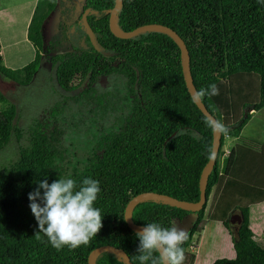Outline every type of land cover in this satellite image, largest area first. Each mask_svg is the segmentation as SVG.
<instances>
[{
	"label": "trees",
	"instance_id": "obj_1",
	"mask_svg": "<svg viewBox=\"0 0 264 264\" xmlns=\"http://www.w3.org/2000/svg\"><path fill=\"white\" fill-rule=\"evenodd\" d=\"M114 1L85 0L82 6L88 10L98 48L84 31L86 46L53 50V43L44 42L42 26L58 0H38L26 30L35 46L33 58L11 68L0 53V74L13 82L30 83L45 57L61 89L70 91L85 84L73 96L77 102L84 95L102 103L104 93L97 94L95 85L109 74L124 78L128 98V110L120 121L93 135L76 164L68 159L65 126L58 117L66 106L65 95L27 127L14 120L17 108L13 103L0 108V152L13 139L18 141L16 156L0 162V264H88L89 252L103 244L122 248L132 264H140L136 259L138 231L124 217L128 200L146 190L199 199L200 173L208 160L213 132L187 90L179 46L160 30L127 38L114 35L108 24ZM115 21L124 31L151 22L174 29L186 44L197 92L211 84L219 88V95L205 96L202 101L229 128L228 136L237 139L221 161L225 140L221 136L207 181V199L212 192L207 211V202L190 211L146 199L133 206L131 218L145 226L155 222L171 228L175 218L195 213L188 239L181 245L186 253L206 215L227 229L235 252L233 257H218L211 264H264V242L254 238L249 217L264 204V140L257 149L239 139L251 118L249 109L264 108V0H122ZM0 100H6L2 92ZM89 177L99 181L101 191L93 206L100 209L102 228L89 244L75 249L64 246L58 251L45 234L35 236L39 228L28 194L45 179L49 184L59 178L73 179L78 190ZM231 212L242 214L239 224L230 222ZM186 262L185 258L183 264ZM95 263L127 264L111 251L100 252Z\"/></svg>",
	"mask_w": 264,
	"mask_h": 264
},
{
	"label": "rangeland",
	"instance_id": "obj_2",
	"mask_svg": "<svg viewBox=\"0 0 264 264\" xmlns=\"http://www.w3.org/2000/svg\"><path fill=\"white\" fill-rule=\"evenodd\" d=\"M27 1L0 0V7H8L9 9L8 13L12 17L9 19H18L17 22L13 21L15 25L13 27L14 38H11L9 29L11 21L2 20L4 18L0 19V35L5 43L1 55L4 64L11 68L25 65L34 56L35 46L28 38H24V32L27 28L20 16L19 4L23 3L22 6L25 8L28 4ZM84 1L58 0L57 8L55 7L43 21L44 42L53 43V50L64 52L86 46L83 36L85 28L80 18ZM95 14L100 15V12H95ZM1 15L6 16L4 13ZM77 81L78 79H75L74 82ZM84 87L85 84L80 83L70 91L61 89L56 84L54 73L44 57L28 84L13 82L0 74V92L6 96V100H0V108L13 103L17 108V115L14 120L18 125L27 127L35 118L41 117L46 108H49L54 102L64 99L65 95L66 106L63 113L59 114L58 117L65 126L63 141L68 147V159L71 160V164H76L78 159L82 160L83 154L88 148V140L100 130L116 125V122H119L120 117L128 110V98L122 76L109 74L98 79L95 88L97 94L104 93L102 103H96L84 95L78 102L74 100L73 96L79 95ZM249 112L252 114L251 118L242 128L239 139L259 149L264 140V108L256 111L249 109ZM235 141H237L236 138L225 136L221 161L226 155L224 150L229 149ZM17 147L18 141L13 139L0 152V162L6 163L9 159H13L17 154ZM211 199L212 192L207 199L206 211ZM259 209L262 211V216L256 220L262 223L252 225V229L254 238L262 244L264 242V204L258 206V210L255 212L258 213ZM262 217L263 219H261ZM204 219L205 221L199 223L193 236V244L189 248L193 260L195 256H198L196 264H211L218 257H233L235 252L227 229L221 222L208 219L206 215ZM194 220L195 213L189 212L182 219L175 218L173 226L179 225L188 231ZM186 260V263L190 264V259Z\"/></svg>",
	"mask_w": 264,
	"mask_h": 264
},
{
	"label": "clouds",
	"instance_id": "obj_3",
	"mask_svg": "<svg viewBox=\"0 0 264 264\" xmlns=\"http://www.w3.org/2000/svg\"><path fill=\"white\" fill-rule=\"evenodd\" d=\"M216 95H219L216 84L195 93L201 100ZM204 122L216 135L227 136L230 131L215 117L207 116ZM207 152L209 160L215 159L214 146H209ZM100 191L99 181L90 177L83 179L78 190L73 179L59 178L51 184L46 179L40 181L28 194L29 207L39 228L35 236L39 238L40 233L45 234L58 251L64 246L75 249L89 244L102 228L100 209L93 206ZM136 236L139 239L136 259L140 264H147L149 260L151 264H183L185 253L181 245L188 239V232L179 225L164 228L155 222L147 223ZM154 253L159 255L154 256Z\"/></svg>",
	"mask_w": 264,
	"mask_h": 264
},
{
	"label": "water",
	"instance_id": "obj_4",
	"mask_svg": "<svg viewBox=\"0 0 264 264\" xmlns=\"http://www.w3.org/2000/svg\"><path fill=\"white\" fill-rule=\"evenodd\" d=\"M121 4H122V0H115L114 4H113V6L109 12L108 24H109V28H110L111 32H113L114 35H116L118 37H123V38L134 36V35L138 34L139 32H142L145 30H160V31H164V32L168 33L170 36H172V38L176 41V43L178 44L179 49H180V59H181L182 72H183V77H184L188 92L190 93L195 104L200 108V110L206 116L215 117L207 109L204 102L195 96V93L197 92V90H196V88L192 82V79H191L190 69H189V56L187 54L186 44H185L184 40L181 38V36L171 27H169L165 24H162V23H158V22L141 24V25H139V26H137L131 30H126V31L121 30L117 26L116 21H115L117 11L119 10ZM87 13H88V10L84 9L82 14H81L82 24L85 28V32L88 34V36L92 42V44L96 48H98V45H97L95 37H94L93 30L89 24L88 19H87ZM252 110H253V108H252ZM221 136L222 135H218V134L216 135L215 133H213L212 146L215 147L216 157H217V154H218V151L220 148ZM216 157L213 160L208 159L207 162L204 164L202 170H201L200 179H199L200 196H199L198 200L191 201V200L176 198L172 195L156 192L153 190H146V191L139 192V193L135 194L134 196H132L128 200V202L125 206L124 217H125V220H126L128 226L135 231H140L143 227H145V225L138 224V223H135L133 221V219L131 218V210L136 203H138L139 201H142V200H146V199H158V200L164 201L166 203H169L173 206H177V207H180V208H183L186 210H190V211H197V210L201 209L204 206V204L207 202V197H206L207 181H208L209 173L215 164ZM242 218H243L242 214L237 213V212H231L229 214V220L232 223H238L239 224L242 221ZM102 251H111V252H114L116 254H119L123 257L124 261L127 264H132L129 256L127 255V253L122 248L116 247V246L111 245V244H103V245H100V246L93 248L89 252L88 257H87L88 264H96L95 263V257Z\"/></svg>",
	"mask_w": 264,
	"mask_h": 264
},
{
	"label": "crops",
	"instance_id": "obj_5",
	"mask_svg": "<svg viewBox=\"0 0 264 264\" xmlns=\"http://www.w3.org/2000/svg\"><path fill=\"white\" fill-rule=\"evenodd\" d=\"M27 3L29 5L26 4L25 8H23V6H22L23 3L19 4V7L21 9L20 16L22 17V20L25 22L24 24H25L26 28H27V25L29 23V20H30V17L32 15V12L34 10V7H35V5L37 3V0H28ZM8 11H9L8 7H0V19L4 18L2 20H6V21H9V22L11 21V23L9 24V29H10V32H11V38H14L15 37L14 36V31H13V27L15 26L14 22L15 21L17 22L18 19H9V17L10 18H12V17L10 15V13H8ZM1 13L6 14V16L5 15H1ZM24 35H25L24 38H27L26 31L24 32ZM4 46H5L4 40H3V38L0 35V53L1 54H2V50H3ZM2 60H3V58H2ZM259 206H261V205H259ZM257 209H258V207H257ZM252 212L249 215L251 228H252V225H257V224L262 223V222H257V220H256V219H258L259 217L262 216V211H260V209H259L258 213H256L255 211H254V213H252ZM261 219H263V217ZM185 258L186 259H190V264H196V262L198 261V256H195V259L193 260V257L191 256L189 250L185 253Z\"/></svg>",
	"mask_w": 264,
	"mask_h": 264
},
{
	"label": "built area",
	"instance_id": "obj_6",
	"mask_svg": "<svg viewBox=\"0 0 264 264\" xmlns=\"http://www.w3.org/2000/svg\"><path fill=\"white\" fill-rule=\"evenodd\" d=\"M227 136H228V135H227ZM227 136H226V137H227ZM225 148H227V147H225ZM225 148H224V149H225ZM228 151H229L228 148L224 150L225 153H227Z\"/></svg>",
	"mask_w": 264,
	"mask_h": 264
}]
</instances>
